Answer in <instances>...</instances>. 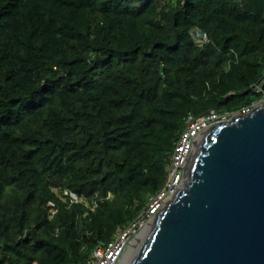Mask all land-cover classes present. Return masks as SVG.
I'll use <instances>...</instances> for the list:
<instances>
[{
    "label": "trees",
    "instance_id": "obj_1",
    "mask_svg": "<svg viewBox=\"0 0 264 264\" xmlns=\"http://www.w3.org/2000/svg\"><path fill=\"white\" fill-rule=\"evenodd\" d=\"M263 97L264 0H0V264L87 260L161 189L189 113Z\"/></svg>",
    "mask_w": 264,
    "mask_h": 264
},
{
    "label": "water",
    "instance_id": "obj_2",
    "mask_svg": "<svg viewBox=\"0 0 264 264\" xmlns=\"http://www.w3.org/2000/svg\"><path fill=\"white\" fill-rule=\"evenodd\" d=\"M132 264H264V105L202 134Z\"/></svg>",
    "mask_w": 264,
    "mask_h": 264
},
{
    "label": "built area",
    "instance_id": "obj_3",
    "mask_svg": "<svg viewBox=\"0 0 264 264\" xmlns=\"http://www.w3.org/2000/svg\"><path fill=\"white\" fill-rule=\"evenodd\" d=\"M193 40L202 45L210 40L204 29L195 27L192 31ZM256 92H262L261 84L254 85ZM259 105H264V97L254 101L251 105L244 106L233 112L210 111L201 115L189 113L185 118V128L175 144L171 161L168 167L166 180L161 189L145 204L144 208L126 225L117 229L113 238L107 243H99L92 250L90 257L79 264H120L125 252L142 237L148 225L155 216L164 208L167 202L172 199L182 187L185 177V170L192 156L195 146L198 144L202 134L213 124L234 118L239 115L250 113ZM62 197L70 204L82 203L91 211H94L98 202L94 199L89 201L86 197L78 195L70 189L63 191ZM50 215L57 211L55 203L50 201Z\"/></svg>",
    "mask_w": 264,
    "mask_h": 264
},
{
    "label": "bare ground",
    "instance_id": "obj_4",
    "mask_svg": "<svg viewBox=\"0 0 264 264\" xmlns=\"http://www.w3.org/2000/svg\"><path fill=\"white\" fill-rule=\"evenodd\" d=\"M198 146V144H197ZM196 146V148H197ZM196 148H194V150H196ZM195 151H193L192 153V156H191V159L193 157V154H194ZM191 159L189 160V163L191 161ZM146 232V230H145ZM145 232L143 233L142 237L140 239H138L129 249L128 251L126 252V254L124 255L123 257V260L121 261V264H132L133 263V260H134V254H135V251L136 249L138 248V246L141 244V242L143 241V238H144V235H145Z\"/></svg>",
    "mask_w": 264,
    "mask_h": 264
},
{
    "label": "rangeland",
    "instance_id": "obj_5",
    "mask_svg": "<svg viewBox=\"0 0 264 264\" xmlns=\"http://www.w3.org/2000/svg\"><path fill=\"white\" fill-rule=\"evenodd\" d=\"M259 106H260V105H259ZM195 148H196V147H195ZM194 151H195V150H194ZM127 251H128V250H127ZM127 251H126V252H127ZM126 252H125V254H126ZM125 254H124V255H125ZM124 255H123V257H124ZM123 257H122V260H123ZM122 260H121V261H122ZM120 264H121V263H120Z\"/></svg>",
    "mask_w": 264,
    "mask_h": 264
}]
</instances>
